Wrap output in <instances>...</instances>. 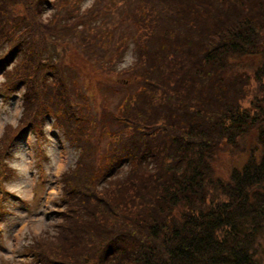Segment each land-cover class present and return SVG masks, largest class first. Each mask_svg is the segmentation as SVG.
<instances>
[{
  "label": "trees",
  "instance_id": "obj_1",
  "mask_svg": "<svg viewBox=\"0 0 264 264\" xmlns=\"http://www.w3.org/2000/svg\"><path fill=\"white\" fill-rule=\"evenodd\" d=\"M46 1L0 0V69L13 62L7 82L24 87L22 116L1 135L2 153L48 114L76 152L60 177L61 222L32 244L33 262L262 264L264 0H142L122 15L116 41L112 30L87 34L101 16L73 27L57 12L43 17ZM59 41L114 81L97 80L99 93L79 99L71 70L64 82L52 59ZM102 42L118 57L129 52V63L118 69L119 58L104 60ZM256 56L252 68L236 64ZM219 152L244 161L221 178Z\"/></svg>",
  "mask_w": 264,
  "mask_h": 264
},
{
  "label": "rangeland",
  "instance_id": "obj_2",
  "mask_svg": "<svg viewBox=\"0 0 264 264\" xmlns=\"http://www.w3.org/2000/svg\"><path fill=\"white\" fill-rule=\"evenodd\" d=\"M62 2L56 11L52 9V6L44 4L45 12L43 14L49 16L53 12H57V17L63 15V17L66 16L65 19L72 18L70 20L73 25H75V22L84 25L87 22L86 19L93 20V18L96 19V17L101 16L99 18L101 23L89 25L90 30L87 34H90L92 38L105 37L106 34H109L108 31L112 30L114 41H116L117 37L119 39L120 36V28L118 29L117 26L125 25L122 15L132 12L133 10L128 9H134V5H137V2L142 3V0H67ZM69 4L72 5V10H74L71 15H68ZM107 44L108 42L101 43L104 60L110 58L114 61L115 58H119L121 63L117 66L118 69L129 63V52L124 54V51H122V54L118 57L116 55L118 50L113 47L115 45L110 46ZM126 44H130V41ZM75 47L72 43L71 46L61 43L58 50L59 54L60 50L64 52L62 64L69 66L73 73V79L70 80L69 85L75 84L76 93H79V95L87 93L86 96L88 94L96 96L100 90V84L97 80L111 82L114 81L113 76L106 78L105 76L96 75L98 74L96 69L99 70L101 66H94L91 62L86 61L82 53ZM123 58L124 63H122ZM257 61L256 56L244 58L241 62L234 63L249 69L257 64ZM122 92L126 93L127 91L123 90ZM252 94L253 92L241 103L243 108L249 106ZM120 97L122 95L110 99V109H113V105L119 103ZM95 98L98 103V98ZM100 98L103 99V96L101 95ZM21 112L22 107L18 95L9 99L0 97V137L7 125H17ZM44 131L45 136L40 139V144H37L38 142L32 134L24 132L16 138L10 147L11 155L7 160V164L13 169L14 176L6 181L5 186L1 187L0 190V192L4 188L6 190V193L3 194L5 199L0 206V264L29 263L27 261L28 256L22 257V254L27 253L26 249L36 240L50 237L56 224L61 222L58 212L63 207L57 203L61 187L59 176L63 171L72 167L75 154L72 145L63 138L62 130L52 126L51 119L46 121ZM253 137L248 135L246 142L253 143ZM2 150L0 148V151ZM243 158L244 156L241 153L219 152L214 162L218 176L221 178L226 177L230 166H240L244 161ZM40 178L44 179V182H41L42 186L38 188L39 196L36 198L34 196L35 184L36 180ZM17 196L19 198H16ZM263 247L264 243L260 248V258L264 253V251L261 252ZM261 261L264 264V258H261Z\"/></svg>",
  "mask_w": 264,
  "mask_h": 264
}]
</instances>
